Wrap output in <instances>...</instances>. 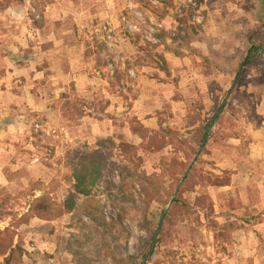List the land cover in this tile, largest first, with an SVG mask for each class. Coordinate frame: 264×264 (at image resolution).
<instances>
[{
  "label": "rangeland",
  "instance_id": "1",
  "mask_svg": "<svg viewBox=\"0 0 264 264\" xmlns=\"http://www.w3.org/2000/svg\"><path fill=\"white\" fill-rule=\"evenodd\" d=\"M5 1L1 58L17 53L28 62L32 47L48 50L49 39L83 41L84 67L105 80L80 96L67 82L56 100L58 116L50 123L37 120L35 149L23 150L31 166L7 174L10 183L0 185V203L9 200L1 210L11 213L0 215L1 231L27 209L32 193L65 199L74 182L70 163L81 153L100 147L109 156L91 197L93 215H86L79 195L72 213L12 228L14 242L20 238L26 250L23 264H143L144 243L171 208L183 182L178 174L192 164L203 175L229 176L231 182L191 184L184 197L193 213L168 225L169 235L155 242L147 264H264V221L257 219L263 208L257 182L264 177L256 170L264 166V106L258 109L264 103V54L242 67L250 41L264 46L260 0H88L91 10L102 5L109 13H96L91 27L81 30L73 28L67 9L52 20L44 13L46 4L67 8L69 0H10L3 9ZM226 41L240 42L239 48L230 54ZM60 64L69 66L66 58ZM4 66L0 59V74ZM111 100L122 105L119 111L108 107ZM217 114L200 145L197 126ZM96 123L106 131L101 137L95 136ZM143 184L156 192L146 213ZM198 197L212 203L210 217L196 204ZM95 213L101 218L93 220Z\"/></svg>",
  "mask_w": 264,
  "mask_h": 264
},
{
  "label": "crops",
  "instance_id": "2",
  "mask_svg": "<svg viewBox=\"0 0 264 264\" xmlns=\"http://www.w3.org/2000/svg\"><path fill=\"white\" fill-rule=\"evenodd\" d=\"M77 1L79 3L69 0L67 8L58 7L55 2L51 6L46 4L44 13H47L49 16L47 18L52 20L55 15L65 13L64 10L67 9L71 15L69 20L72 21L73 28L79 30L91 27L92 16H95L96 13L102 18L106 13H109L106 12L105 6H98L96 11V9L91 10L88 7V0ZM22 10L24 11V9ZM226 42L229 45L230 54L239 48L240 42ZM48 43L45 45L49 48L48 50L43 51V45L39 46L42 53H39L38 47H32L36 51L33 52V58H30L28 62L23 61V58L17 53L13 55V59H9L8 55L0 57V59H4L5 63L4 70L0 74V185L2 186H8L10 183L7 174L18 173L24 166H31L25 162V157L29 152L23 150L35 149L32 142L35 136L31 132L37 130L36 126H39L37 120H43L45 123L48 120L50 123L54 120L53 118L58 116L56 100L59 92L65 89V84L69 82V87H73L74 92L80 96L95 90L100 81L105 83L100 73L89 72L84 67L86 54L83 41L67 43L49 39ZM19 44L22 47L25 46L24 42ZM11 45H16L18 48V44L12 42ZM261 52L264 54V46ZM41 55L46 56L47 68L41 67L39 63ZM63 58L68 60L69 66H61L60 62H63ZM41 59L44 60V57ZM238 74L239 72H237ZM102 90L105 92V88ZM263 106L264 103L258 107L259 111ZM108 107L119 111L122 105L119 101L116 104L111 100ZM92 125L98 127L99 133L98 135L95 133L96 137H101L106 133L99 124ZM256 170L264 177V166L258 167ZM257 184L259 204H263L262 214L258 213L257 219L264 221V178L263 182L260 181Z\"/></svg>",
  "mask_w": 264,
  "mask_h": 264
},
{
  "label": "trees",
  "instance_id": "3",
  "mask_svg": "<svg viewBox=\"0 0 264 264\" xmlns=\"http://www.w3.org/2000/svg\"><path fill=\"white\" fill-rule=\"evenodd\" d=\"M23 2L24 0H20ZM10 0H6L1 3L3 9H6L9 5ZM257 19L262 20V25L260 28L264 29V0H260L258 5V10L256 12ZM258 28L255 30L257 32ZM263 45L256 42L250 41V47L248 49V54L246 55L244 61L242 62V67L247 68L254 64L257 54L262 50ZM264 68V67H263ZM218 114L213 119H207L203 124L197 126V138L198 143L201 145L204 140L209 136V132ZM146 135H141V138H145ZM96 147L90 151L81 153L77 159H73L70 163L71 176L74 180L72 189L68 196L58 201L53 196L49 194H41L39 196L34 193L31 194L32 198L27 204V209L14 219V224L11 227H7L0 231V257H3V264H23V257L26 254V250L23 246L22 240L19 238L18 241L14 242L15 230L12 228H18L21 224H29L34 218L44 221H53L59 217L72 213L77 206V196H83L85 198L83 207L86 215L92 214L91 210V197L100 184L103 177L104 169L109 159L106 152ZM193 155L197 154V148L192 147ZM185 167L182 168L178 174V182L185 174ZM205 179L207 183L212 186H228L230 184L229 176H218L209 174H202L196 170L195 164H192L186 177L178 190L177 196L167 213L165 225L161 226V232L159 236L157 235V230L151 231V234L146 243H144V250L142 251L143 256L148 253L152 241L155 240L157 244L162 243L167 235H169L168 225L172 224L179 218H185L193 213L192 207L186 201L184 197V192L188 190L191 184H198L199 180ZM153 186V185H151ZM149 186V184H143L141 186V193L143 194V201L145 205V213L148 207L156 200V192L154 188ZM8 197L3 199L0 203V215H10L9 212H4L1 207L7 203ZM198 206H202L207 209V216L210 217L214 213V208L211 202H207L206 198L198 197L195 200ZM95 213L93 220H98V216ZM93 215V214H92ZM91 216V215H90ZM2 219V217H0ZM213 222V221H212ZM216 224L215 222H213ZM167 224V225H166ZM150 260V259H149Z\"/></svg>",
  "mask_w": 264,
  "mask_h": 264
},
{
  "label": "water",
  "instance_id": "4",
  "mask_svg": "<svg viewBox=\"0 0 264 264\" xmlns=\"http://www.w3.org/2000/svg\"><path fill=\"white\" fill-rule=\"evenodd\" d=\"M235 84H236V80L233 81L232 86H231V89H230L229 92L227 93V95H226V97H225L223 103H222L221 106H220L219 111L224 107V105H225L227 99H228L229 96L231 95V92H232V90H233ZM218 114H219V113H218ZM205 142H206V139L204 140V142L202 143V145H204ZM188 171H189V169H188V170L186 171V173L183 175L182 181H183V179L186 177ZM177 193H178V189L175 191V193H174V195H173V197H172V199H171V201H170V203H169V205H168V208H169V207L171 206V204L174 202V199H175ZM166 214H167V211L163 214V216H162V218H161V222H160L159 227H158V229H157V235H158V236H159V234H160V232H161V226H162V224H163V222H164V220H165ZM155 242H156L155 240L152 241V244H151V246H150V249H149L148 253L145 255V257H144L143 264H147V263H148V259H149V257L154 253V250H155Z\"/></svg>",
  "mask_w": 264,
  "mask_h": 264
},
{
  "label": "built area",
  "instance_id": "5",
  "mask_svg": "<svg viewBox=\"0 0 264 264\" xmlns=\"http://www.w3.org/2000/svg\"><path fill=\"white\" fill-rule=\"evenodd\" d=\"M127 24H128V26L130 27V28H132V26H131V24H130V22H127ZM107 28L106 27H104V30H106ZM108 32H110V31H108ZM108 37L109 38H111V35L110 34H108ZM110 46V45H109ZM36 127H38V125L36 126Z\"/></svg>",
  "mask_w": 264,
  "mask_h": 264
}]
</instances>
